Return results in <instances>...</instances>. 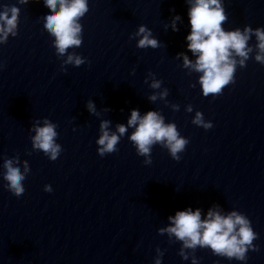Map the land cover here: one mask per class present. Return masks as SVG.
I'll return each mask as SVG.
<instances>
[{"label":"water","instance_id":"water-1","mask_svg":"<svg viewBox=\"0 0 264 264\" xmlns=\"http://www.w3.org/2000/svg\"><path fill=\"white\" fill-rule=\"evenodd\" d=\"M20 9L17 35L0 43V264H264V66L253 51L237 63L234 83L221 94H201L190 61L185 0H89L80 19L82 43L68 53L85 63L65 64L43 26L42 0H0ZM222 27H264V0H223ZM175 15L178 31L171 21ZM145 25L161 46L141 49L135 33ZM237 60L240 58L237 57ZM154 81L160 82L152 88ZM166 91V95H162ZM155 96L154 101L149 97ZM96 113H89L86 101ZM191 111H188V108ZM131 109L152 110L188 139L179 161L159 144L151 164L138 156L128 128L117 150L101 157L100 123L127 124ZM197 112L213 127L192 123ZM56 124L61 152L50 160L35 149L34 127ZM5 159L29 171L20 197L5 187ZM49 185L51 192H45ZM186 207L203 215L218 207L246 216L258 234L246 261L229 260L208 248L184 249L158 230Z\"/></svg>","mask_w":264,"mask_h":264},{"label":"clouds","instance_id":"clouds-1","mask_svg":"<svg viewBox=\"0 0 264 264\" xmlns=\"http://www.w3.org/2000/svg\"><path fill=\"white\" fill-rule=\"evenodd\" d=\"M21 4L29 3V0H19ZM187 4L188 34L184 37L186 48L195 57L190 61L184 53H178L183 58L185 67L190 68L201 75L198 78L201 86V94L205 97L221 94L222 89L234 83V73L237 63L245 67V61L249 53L253 51L248 45L251 36H255L257 54L255 60L264 66V27L253 29L245 25L243 30L235 28L226 31L222 25L227 20L223 0H185ZM48 9L43 15V26L54 37L53 45L58 56L67 53L65 64H73L78 67L85 60L67 50L79 47L82 43V26L80 19L88 12L89 0H42ZM20 9L16 6L0 5V43H5L9 35H17L18 17ZM175 15L171 21L173 31H178L176 21L180 20ZM138 37L136 46L141 49H156L161 46L160 41L153 37L152 32L145 25H139L135 33ZM240 59L237 60L236 58ZM160 82L154 81L152 88H158ZM166 91L162 95H166ZM154 101L156 97H149ZM89 113L95 114L96 109L93 101L85 103ZM191 111V108H188ZM193 124L208 130L213 127L212 122H205L203 115L197 112ZM110 121L103 120L100 123V135L96 140L98 145L97 154L104 157L105 154L113 153L121 137L128 128L134 131L128 139L135 148L138 156H143L145 165L151 164V150L153 145L159 144L167 149L169 156L179 161V155L185 150L189 140L182 137L175 124H165L163 117L152 110L140 114L138 109H131L127 124H118L116 132L109 129ZM56 124L47 118L43 126L34 127L35 135L32 137L33 147L43 151L50 160H56L61 152V146L56 143ZM4 187L16 197H20L25 188L23 181L29 171L25 164L24 171L5 159L3 163ZM45 192H51L49 185H45ZM168 226L158 230L159 234L167 233L169 238L174 237L182 242L179 255L182 259L188 257L184 249L208 248L218 256L229 260L246 261L249 250L258 251V246H253V240L258 238L251 222L245 215L232 211L227 215L222 214L218 207L209 208L203 215L199 208L186 207L177 210L167 217ZM158 256L154 264H162L163 252L157 249ZM192 264H198L194 258Z\"/></svg>","mask_w":264,"mask_h":264}]
</instances>
